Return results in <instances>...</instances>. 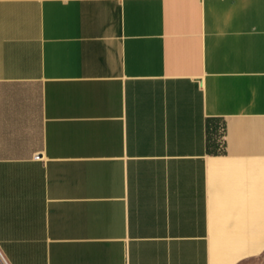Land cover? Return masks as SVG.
Instances as JSON below:
<instances>
[{"label": "crops", "instance_id": "0c3cea01", "mask_svg": "<svg viewBox=\"0 0 264 264\" xmlns=\"http://www.w3.org/2000/svg\"><path fill=\"white\" fill-rule=\"evenodd\" d=\"M0 264H264V0H0Z\"/></svg>", "mask_w": 264, "mask_h": 264}, {"label": "built area", "instance_id": "2783aa9c", "mask_svg": "<svg viewBox=\"0 0 264 264\" xmlns=\"http://www.w3.org/2000/svg\"><path fill=\"white\" fill-rule=\"evenodd\" d=\"M224 131H225V128H224L223 125H221V126L219 127V133H220L219 139H220V141H221V147H223Z\"/></svg>", "mask_w": 264, "mask_h": 264}, {"label": "trees", "instance_id": "16d2710c", "mask_svg": "<svg viewBox=\"0 0 264 264\" xmlns=\"http://www.w3.org/2000/svg\"><path fill=\"white\" fill-rule=\"evenodd\" d=\"M223 125V124H222ZM224 126V125H223ZM225 128V126H224ZM225 149V143H224V139H223V147H221V145L219 144V149H217L218 151H224Z\"/></svg>", "mask_w": 264, "mask_h": 264}]
</instances>
